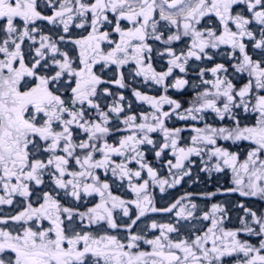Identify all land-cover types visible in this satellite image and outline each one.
<instances>
[{
  "label": "snow or ice",
  "instance_id": "obj_1",
  "mask_svg": "<svg viewBox=\"0 0 264 264\" xmlns=\"http://www.w3.org/2000/svg\"><path fill=\"white\" fill-rule=\"evenodd\" d=\"M51 2V0H50ZM242 0H93L86 3L84 0H76L75 5L71 0H63L58 10L54 11L51 16H43L37 10V0H0V19L6 20V33L8 39L0 44V53L4 58L0 59V187L3 188L4 195H0V205L12 204L14 194L24 197L30 195L29 182L34 181L36 185L43 183L42 172L49 166L55 168V184L60 189L68 190L71 188L70 195L76 199L80 198L83 191L91 195L97 193L100 196V203L93 208L88 209L86 213H75L72 208L63 207L59 201L50 193H44L43 203L38 207H33L31 203L17 215L9 219L14 222H21L22 228L19 231H8L0 228V257L5 253L11 252L13 257L7 259L0 258V264H85V259L89 255L96 259V264H218L224 256L233 254H243L242 264H264V239L260 241L259 247H256L246 241L239 240L238 231H224L219 227V221L213 219L212 226L201 235H195L191 239H181L173 241L169 239L168 234L176 232L177 229L171 224L158 225L153 222V229L161 230L160 236L145 243L151 245V251H134L138 249V242L143 239L138 235H131L127 244L121 242L117 237L103 235L98 238L93 237L90 233H75L71 236L65 233L62 226L64 220L62 215L71 220L73 215H79L81 220L87 217L88 222L107 221L111 228H116L117 224L113 218V211L117 208L123 209L124 215H128V208L125 206L128 202L113 196L108 183H100L99 177L93 174V169H107L112 164L111 156L113 154L124 155L127 152L134 153L131 158L142 159V153L138 151V146L144 143L152 144L149 133L160 129L164 133L165 143L161 152L171 147L177 155L175 164L168 162L170 169L182 168L183 161L189 155L200 153L197 147L178 148V136L181 129L169 130L164 127V118L169 115L168 112H162V105L167 103L174 105L175 109L180 108V104L166 96L158 100L154 97L142 95L136 92L135 95L143 101H147L160 114L153 113L151 117L144 115L143 123L136 124V116L128 117L124 123L129 125L132 135L124 137L119 141V147L111 146L106 141L102 147H96V141L105 136L109 129L108 114L100 112L102 119L99 122L89 121L85 118L83 105L99 110V104L94 103L93 97L96 96L97 86L102 83L100 77L93 72V66L99 61L116 63L123 65L129 59L134 60L139 67V72L146 78L153 79L157 84H162L165 78L173 71V67L180 68L184 71L183 59L200 58V54L205 52L208 47L217 48L221 44L230 45L235 52L237 49L242 54L240 63L236 66L240 72L247 71L250 77L244 87L236 90L231 81L217 78L212 83L214 91H205L201 94L202 102L199 107L193 106L187 109L191 115L193 112H202L204 109H212L224 118V114H230L232 107L242 106L245 111L249 110L259 113V119L255 126L240 127L239 121L236 120L234 129L212 128L195 129L197 135L192 137L195 145L199 142H206L210 145H216L217 136L225 140H248L253 142L256 147L248 153L247 159L238 163V156L230 153L225 149L214 147L211 155L222 158L224 165L230 166L236 172V180L239 190L244 196H264V95H253L254 88L257 91H264V65L261 61H254L246 51L244 39H255V34L249 30V25L255 21L261 25L259 40H256L255 47L264 49V0H243L247 4V9L251 13V18L242 14H233V6L241 3ZM91 13V31L81 39L75 41L79 46L80 63L82 67L76 70L72 67V62L68 54L62 53V60H53V64L59 69L52 76L39 75L37 69L41 66V61L45 59L46 52L58 53L57 44L52 42L50 37H40V47L36 48V58L29 67L25 64L24 56L21 51V44L25 38L35 40L33 33L37 29H29L30 24L43 19L52 23L57 21L63 25V31L67 33L69 26L75 16L80 17L81 23L78 27L83 28L88 23L87 17ZM108 13L117 15L115 32L119 33L120 40L115 43L111 51L105 53L101 48L104 41H108L109 33L100 31V27L108 21ZM159 19H156V16ZM214 14L219 18L223 25V32L217 35L211 29L200 31L196 27L201 18ZM20 18L24 27L18 30L14 21ZM119 20H127L131 27L126 30L120 27ZM160 21L175 26L177 32L168 36V41H178L181 34L191 37V47L187 53L176 55L172 49H168V54L173 57L170 61V67L167 72L155 73L151 64L144 66V54L150 53L151 48L147 45L146 39L149 32L160 40L161 35L157 34V25ZM229 23L235 25L233 31ZM182 29V32H181ZM15 37V38H13ZM63 40L64 37L59 38ZM19 41V42H17ZM11 43L12 48H9ZM131 53V55H129ZM210 58V57H209ZM18 63V67L16 66ZM215 74L220 71H226L224 66L217 65L211 69ZM76 77L75 87L71 88L72 105L79 104L78 110H72L65 105V101L60 95L55 94L50 88L51 83L57 82L65 74ZM25 77H34L38 83L34 87L21 89V81ZM122 77L116 83L123 86ZM187 81L177 80V88L186 84ZM107 92V89H105ZM213 97L209 99L208 97ZM220 97L225 98L222 108L217 106V100ZM120 99H123L121 97ZM239 99V104L236 103ZM254 100V103H253ZM112 112L119 113L122 108L114 106L110 109ZM43 114L45 119L38 122L37 116ZM67 115V119H65ZM184 118L183 116L181 117ZM195 119V116H192ZM234 118V117H233ZM151 119L154 123H149ZM59 122L60 131H56L53 125ZM73 125L78 126L88 133V140L79 144H74L72 139L71 128ZM137 132H142V136H137ZM39 138L48 142V152L53 153L47 162L39 159H31L29 151L30 145L35 148V140ZM63 147L61 148V143ZM86 151L83 157L74 156L75 150ZM63 151L65 155H55L57 150ZM100 151L103 159L94 160L93 153ZM160 152H157V156ZM74 158L80 171L68 172L67 166L69 159ZM141 169H147L149 176L163 186L168 183L167 180H157V173L146 163L140 164ZM217 170L220 164L216 165ZM239 168V171H237ZM113 175L119 173L121 178L127 177L129 187L136 193L137 200L132 204L139 209L138 220L146 212L158 211L151 207V200L147 195L143 196L148 187V181L143 184L133 186L131 180L133 176L139 178L141 171L132 173L127 169L125 164H117L112 167ZM243 173V175H241ZM65 175L71 179L65 180ZM247 178V184L245 179ZM91 178L93 183H86ZM15 180V183H13ZM178 183L179 180L174 181ZM247 189L246 191L244 189ZM179 201L177 202V204ZM173 204L171 208L165 211H171L177 207ZM195 208V205H193ZM218 209L213 205V210ZM253 221L259 226V232L253 228L247 227L245 231L255 235L264 236V218H258L254 212L250 213ZM178 217L184 215L182 207L176 213ZM193 213L188 212V216ZM204 219H209L205 213ZM47 220L51 227L42 228L41 223ZM36 222L37 227L34 229L28 225L29 222ZM135 220L132 224H135ZM8 219L0 218V224H7ZM210 245V246H209Z\"/></svg>",
  "mask_w": 264,
  "mask_h": 264
},
{
  "label": "rangeland",
  "instance_id": "obj_2",
  "mask_svg": "<svg viewBox=\"0 0 264 264\" xmlns=\"http://www.w3.org/2000/svg\"><path fill=\"white\" fill-rule=\"evenodd\" d=\"M241 14L240 11H235L233 12V14ZM213 15V16H212ZM248 18H251V13L249 14H242ZM156 19H159V16L157 14ZM255 22V21H253ZM221 21L219 20L218 17H216L214 14H209L203 18H201L200 22L198 25H196V27L198 28V30L200 31H206L208 29H211L212 31H214L217 35H220L223 32V27ZM261 25H259L258 23L255 22V24L253 25H249V30L252 31L255 34V39H257L260 36V31H261ZM37 29V31L35 33H33V35L35 36V40H30L31 43H35L36 41L40 40V37L46 36L45 34L41 33L38 34L39 32V28H35ZM41 30V28H40ZM48 31V30H47ZM177 32V29L175 26H172L170 24H168L165 21H160V23L157 25V34L161 35V39L157 40L155 39V37L152 35V41L150 44H148V46L151 48V50L154 53V56L156 59H154V68L157 69V73H164L167 72L168 68L171 66L170 65V61L173 59V57L171 55L168 54V49H172L173 52H175L176 55H180L181 53H187V51L189 50V48L191 47V37L190 36H184L181 34V39L178 41H168V36L173 35ZM182 32V29H181ZM249 39V38H248ZM259 39V38H258ZM251 41V42H250ZM248 42V41H247ZM255 42L256 40L253 41V39L249 40V44L251 45L250 51H247V53L254 58L257 61H261L262 65H264V51L261 50L260 48H256L255 47ZM32 46V45H31ZM62 47V43H60V48ZM230 45H222L217 47V48H211L208 47L205 49L204 53L200 54V58L197 59L196 57H190L187 58L186 62L182 59L181 63L184 64V71H181L180 68L178 67H173V71L170 75H168L164 82L162 84H157L153 79L146 78L143 74H141L139 72V69L137 68V70L135 71V67L133 65H129L127 67V69L124 71L123 74V78L130 80V79H134L136 82L133 83L140 86L138 87V89L142 90L140 91V93L142 95H146V96H150V97H154L157 100L160 97L166 96L167 98L174 100L176 102H178L180 104V108L179 109H175L174 105H172V113L168 112L169 109H166V104L162 105L161 111L162 112H168L169 116H174L173 118V122H176L175 126L174 125H168L166 124V117L164 118V127L169 129V130H174V129H181L179 136H178V148H188V147H197L200 149V155H203L202 159H205V161L207 162L205 165H202V169L210 176V177H214L219 179L221 177V172L223 170H226L225 173H227L229 170H232L233 174L232 177L233 178V185L232 187H234L235 189L238 188L237 184L235 183L236 180V172L233 171V169L230 166L224 165L222 162V158L217 157V156H213L211 155L213 148L214 147H219L222 149L227 150L230 153H235L238 156V163H242L247 159L248 153L250 151H252L256 145L248 140H225L220 136H217L216 140L217 143L216 145H210L207 144L206 142H197L195 145L192 142V137L197 135L195 129L199 128V129H205L208 126H211L212 128H228V129H234L236 127V123L235 121L238 120L240 127H252L255 126L256 124V118L258 116L259 119V113L258 112H254L251 111V104H249V110L245 111L244 108L242 106L240 107H232L231 113L230 114H224V119L220 118V115L218 113H216L214 110H206L204 109L202 112H193L191 115H189L187 113V109L192 108L193 106L199 107V104L202 102V98H201V94H203L205 91H214V89L212 88V83L215 82V80L217 78L220 79H227L229 80L226 76L225 73L223 71L217 72V73H213L211 71V69L215 68L217 65H223L224 69H229V67H232L230 70L228 71H233L234 73H238L240 74L239 76H235V78H231L229 81L232 82V84L234 85L236 90H239L240 88L244 87V85L246 83H248V81L250 79L254 80V77H249V74L247 71L244 72H239L237 70V65L240 63L239 60H241V58H239L240 53H235L233 52V50H231ZM32 49L37 48L36 45L31 47ZM67 49H69L72 52V48L67 45L66 46ZM34 50V52H35ZM51 52V51H50ZM52 53V52H51ZM65 53V52H62ZM61 53V54H62ZM60 54V56H56L54 57L55 60H62L63 57ZM68 54V53H67ZM210 57V58H209ZM233 57V59H232ZM34 58V57H33ZM145 58V57H144ZM35 60V58H34ZM233 60V61H232ZM34 62V61H33ZM51 62L53 63V61H50V58H48L45 61H41V68L44 71L45 70V66L47 68H49L53 73V75L55 74L56 71H58L59 69L57 68V66L54 64L55 67H50ZM72 62V61H71ZM134 63H136L134 61ZM228 63V64H226ZM72 66H73V62H72ZM227 71V72H228ZM135 72H137L138 77H135ZM233 74V73H232ZM244 74V76H243ZM114 76H116L115 74H111L106 76V81L104 83H106L105 85H107V79L112 80L115 79ZM236 78L239 79V84H236ZM177 80H184L187 81L186 84H183L181 87L177 88L175 86L176 81ZM72 83L69 84H63L62 87L66 88L67 85H70ZM51 85V84H50ZM132 85V86H133ZM128 87H126L127 89L133 88L132 86H130V84L127 85ZM186 91L191 92L192 98L188 99L186 101H184L183 97L180 98V93H184ZM253 95L259 94V95H264V91H257L255 88L253 90ZM114 95L117 94V91L113 92ZM106 92H103L102 90L99 92L98 96H97V100L103 102L106 101ZM148 94V95H147ZM209 99L213 98V97H208ZM71 98H66L67 101H71ZM218 100H221V103L219 106H223V104L226 102L224 97H220ZM237 104H239V99H237L236 101ZM254 103V100H253ZM128 105V104H127ZM129 105L130 107H127V112L129 113V116H136V118L139 117H143L144 115H147L149 117H151V115L153 113H156L157 115H159L160 113L157 112V110L153 107V105L149 104L150 106H152L153 108H147L146 106L142 105V106H138L140 109L137 110V112H139L138 114H136L135 111V106H137L136 102L133 101V97H129ZM218 105V104H217ZM72 110H78L80 107H76L75 108H71L70 106H67ZM85 108V107H83ZM85 114L87 115L91 110L89 108H85L84 109ZM253 113H256V115H254ZM184 117L183 119L181 117ZM192 116H195L196 118L194 119L193 123H189L186 124L185 122H182L181 120L184 119H193ZM254 116V118H253ZM65 117H67V115H65ZM234 117V118H233ZM68 118V117H67ZM179 118V119H178ZM206 118L209 119H213L214 122H207L204 124H199L198 122L201 120H206ZM38 122H43V117L41 116L38 119ZM144 122V121H143ZM149 123H154L151 119H149L148 121ZM109 125L111 124L112 127H119V124L116 122H108ZM137 124V123H136ZM110 125V126H111ZM129 128V125H128ZM129 132H132V130L129 128ZM131 133H129L130 135ZM149 138L153 141L152 144H147L144 143L141 145L142 150H144V152H146L147 154H155L156 157H154V160H150L153 162H159V164H162L161 158H162V152H161V148L163 146V144L166 142L165 141V137H164V133L162 130L157 129L154 132H151L148 134ZM140 136V135H137ZM117 140H118V136H117ZM39 142V141H38ZM40 143L35 144V148H33V146L29 147V149L33 152L32 153V159H39L41 160L42 157L43 159L47 157V153L45 152H41L37 150V147L39 146ZM232 145L234 148H238V152L236 150H229L228 147H226L227 145ZM232 147V148H233ZM138 150H140V146H138ZM167 150H173L171 147L166 148ZM157 152H160V155L157 156ZM85 154H82L81 157H83ZM125 155L127 157H132L133 155H135L134 153L131 152H127L125 153ZM261 158L264 159V154L261 155ZM124 159H122L121 161H119V158H116L114 155H112L111 157V161L112 164L109 165L107 172H105L106 178L101 180V183H110L111 187H112V191L116 192L117 195H120V192L122 190V187H126L127 190V196H130V189L131 187H129V180L127 177L121 178L119 173H117L116 175H113L112 172V167L115 164H121V162ZM142 160V159H140ZM148 158H144V161L147 162ZM43 161V160H42ZM125 161V160H124ZM131 162H134V159L129 158L127 160V164L131 165ZM125 163V162H124ZM220 164V169L221 170H217L216 165ZM151 168L155 167L154 165L148 164ZM154 170V169H153ZM155 170H158L157 168ZM154 170V171H155ZM130 171L132 173L139 171V169H136V171L130 169ZM145 171L147 172L146 168ZM173 171H175L177 174H182V176L184 174H188L193 172L192 170L188 169L186 170H181L180 169H176L173 168ZM172 171V172H173ZM237 171H239V168H237ZM141 174V176L139 178L133 176L132 180H131V184L133 186L135 185H140L143 184L141 182L142 179L147 178V173ZM241 175H243V173H241ZM166 176V175H165ZM163 176H159L157 177V180L160 178V180H167V178L164 179L161 178ZM194 178H204L205 174L201 173V172H194V174H192L191 179ZM43 179V178H42ZM245 179V184H247V178L244 177ZM175 180V178H174ZM174 180H170L168 183L175 185ZM106 181V182H105ZM56 184L53 183H42L39 186L41 187H37L36 185H31L30 187V194L34 195L36 199L33 202V207H38L39 203L42 202L40 200H43V195L44 193H50L54 196L59 195V196H64V195H60L57 192L56 189ZM158 187L161 191V185L158 183ZM196 187H200V186H196ZM123 188V191H125V189ZM163 191H161V193H164L167 190V186L166 184L163 186ZM190 189V188H189ZM192 190V189H190ZM208 192L207 194H204V192L202 190H198V189H193V191H191V193L189 194L188 191H186V193H188V195H186L185 191L180 192L177 191V197H179L177 200H174L173 204H177V202L179 201V203L177 204L176 208H173L171 211H164L163 212H159V213H155L152 217H148L146 219H142V220H135V224H132V221H128V225H127V230H132L133 232L131 233H127V230H125V225L123 224V222L125 221L123 218L122 213H120L119 211L117 212H113L114 214V218L116 219V224L117 227L114 228L115 229V233H111L108 235L111 236H115L117 237V239H119L121 242L127 244L129 241V237L131 235H138L140 237H142L143 239H141L138 242V249L139 251H151V249H149L148 244L145 243L146 240H151L154 239L157 236H160L161 234V230L159 228L157 229H153L151 227V224L153 222L157 223L158 225H163V224H171L173 226L176 227L177 231L173 232V233H169V239L173 240V241H179L181 239H191L193 238L195 235H201L203 234L204 231H206L209 227L212 226V220L215 219L217 221H219V227L217 229V235H219V231L220 229H223L224 231H238V239L243 241H246L256 247H259L260 241L262 239H264V236L261 235H255L253 233H249L247 231H245L246 226L247 227H251L253 228L256 232H259V226L253 221V218L251 216L250 213L254 212L256 214V216L258 218H264V196L261 195H257V196H244L241 194V191L236 190L235 192V196H227L224 198H219V199H215V200H206L205 202L202 201H197L196 197H202L207 195L208 197L214 198L215 196H220L221 193H216L214 191H212L211 189H206ZM245 191L247 190L246 188L244 189ZM71 192V188H69L68 190H66L64 193L66 196V198H71L70 195ZM136 193H134L133 195L131 194V196H135ZM196 196V197H195ZM240 196L242 198H240ZM183 197H186L187 200L183 203L181 202V200L183 199ZM39 201V202H37ZM170 205V208L171 206ZM193 205H195V208H193ZM213 205H217L218 209L216 211L213 210ZM18 206H22V202L18 203ZM184 208V215L181 217H178L176 215L177 212L180 211L181 208ZM164 208H168L167 205L164 206ZM137 210H139L137 208ZM192 212L193 215L192 216H188V212ZM139 212V211H138ZM133 217L132 218H136L138 216V214L136 213V211L134 210ZM205 213L208 214L209 219H204V215ZM126 221V222H127ZM24 226H31L34 229L38 226L36 222H29L28 225H24ZM42 228H49L51 227V223L47 220H44L41 225ZM65 230H68V234H73L76 230L75 229H79L80 227L77 225L76 222L74 221H69L66 220L64 221L63 225ZM0 228H4L5 230L8 231H19L22 228V223L21 222H14L11 220H8L7 224H0ZM93 237H100L101 236V232L99 231V229L95 228L93 229L92 232ZM210 246V245H209ZM134 251H137L135 249H133ZM89 257V256H88ZM86 257L85 259V264H96V259L93 257L88 258ZM0 258H9L8 254H5L3 257ZM244 260L243 254H233L231 256H224L220 259V261L218 262V264H242ZM101 264H103V261L101 262Z\"/></svg>",
  "mask_w": 264,
  "mask_h": 264
},
{
  "label": "flooded vegetation",
  "instance_id": "obj_3",
  "mask_svg": "<svg viewBox=\"0 0 264 264\" xmlns=\"http://www.w3.org/2000/svg\"><path fill=\"white\" fill-rule=\"evenodd\" d=\"M76 0H71V3L73 5H75ZM84 2L86 3H91L93 2V0H84ZM63 3V0H37V10L39 12H41V14L43 16H51L53 15L54 11L58 10L60 4ZM240 11L241 14H249L250 12L247 9V4L243 2L239 3L238 5H234L233 6V12L235 11ZM213 16V15H212ZM157 17V16H156ZM88 23L85 24V26L83 28L78 27V25L81 23V19L78 16H75L73 21L71 22L70 26H69V31L67 33H65L63 31V25L60 24L58 21L56 23H52L48 20H37L35 21L34 24H30L29 25V29L31 30L32 28H39V32L38 34H45L46 36L50 37L51 41L57 44V47L59 49L58 53H51L50 50H48L46 52V56H45V60H47L48 58H50V61L55 60L54 57L56 56H60V54L62 52H66L68 53V57L70 58V60L73 62V68L76 70H79L80 67H82L81 63H80V57H79V52H80V48L79 46L75 43L76 40L81 39L82 37L86 36L90 31H91V26H90V22H91V13L88 14L87 17ZM16 27L18 30H22L24 27L23 21L20 18H17L14 21ZM117 23V15L114 13H108V21L105 22L101 27H100V31H107L109 33V39L108 41H104L101 44V48L103 49V51L105 53H107L108 51H111L112 48L115 47V43H118L120 40V36L119 33L115 32V26ZM120 23V27L122 29H127L128 27H131V24L127 21V20H119ZM255 24V22L251 23V25ZM223 27V25L221 26ZM229 27L235 31V25L233 23H229ZM41 28V30H40ZM48 30V31H47ZM63 36L64 39L60 40L59 38ZM15 38V37H13ZM259 39L261 38V36L258 37ZM254 39V40H259V39ZM5 39H8V34L6 33V20L5 19H0V44L3 43V41ZM249 40L247 37L244 39V43L246 45V51H250V44H249ZM253 40V41H254ZM152 41V34L151 32H149V36L146 39V43L147 45L150 44ZM248 41V42H247ZM19 42V41H17ZM251 42V41H250ZM60 43H62V47L60 48ZM34 45L38 47H40V40L36 41L35 43H31L30 39L25 38L23 43L21 44V51L23 53L24 56V61L25 64L28 65L29 67L31 66V64L34 61V58H36V53L34 52L35 48L32 49L31 47ZM69 45L72 48V52L66 48V46ZM225 45V44H222ZM221 46V45H220ZM9 48H12L11 43L9 44ZM231 50H233L231 48V46L229 47ZM264 49L260 48V51ZM235 53H240L239 50L237 49L235 51ZM241 54V53H240ZM129 55H131V53H129ZM249 55V54H248ZM34 57V58H33ZM144 66L146 67L148 64H151L152 68L154 67L155 63H154V53L151 50L150 53L145 52L144 54ZM4 56L2 53H0V59H3ZM239 58H242V55L239 56ZM233 59V57H232ZM254 61L255 57L252 58ZM233 61V60H232ZM241 60H239L240 62ZM228 64V63H226ZM129 65H133L135 67V71L137 70V68L139 69L140 66H138L136 63H134V60L129 59L127 63L123 64V65H118L116 63H110V62H105V61H99L98 63H96L93 66V72L95 73V75H97L98 77H100L102 83H100L97 86V90H96V96L93 97V101L96 104H99V110L89 106L87 103H85L83 105V107L85 108H89L91 111L86 115L85 114V118L89 121H95V122H99L102 117L100 116V112H104L108 114V122H116L119 124V127H112V125L110 126L109 123H107V127L109 129V132L101 137L100 139H98L96 141V147L100 148L102 147L103 143L106 141L109 145L111 146H115V147H119V141L122 140L124 137L129 136V133H131L130 135H132V132H129V128L128 125L124 123V121L130 117L129 113L127 112V107H130L129 105V97H133V101L136 102L137 106H135V113L138 114L139 112H137V110H139L140 108L138 106H146L147 108H153L152 106L149 105V103L147 101H143L140 100L135 93L136 92H140L142 90L138 89V85L134 84V82H136L134 79H130L128 80L123 78V74L124 71L127 69V67ZM18 67V63L16 65ZM50 67H55L54 64L51 62ZM232 67H229V69H227L226 71H223L225 73V76L229 79L231 78H235V76H239L240 74L238 73H234L233 71H228L230 70ZM155 71V73H157V69L154 68L153 69ZM228 71V72H227ZM37 72L39 75H45V76H52L53 72L47 68L45 66V70L43 71L41 67H39L37 69ZM240 72V71H239ZM233 73V74H232ZM241 73V72H240ZM111 74H115L116 76H114L115 79L109 80L107 79V85H105L106 83H104L106 81V76L111 75ZM242 74V73H241ZM244 76V74H243ZM121 77L122 79V83L123 86L119 85L116 83L117 80H120ZM135 77H138L137 72H135ZM250 77V76H249ZM251 78V77H250ZM229 79V80H230ZM75 80L76 77L74 76H69L67 73L62 76L60 78L59 81L51 83V85H49V88L57 95H60L61 98L65 101V105L66 106H70L71 108H75L81 107L79 104L77 105H72L71 101H67L66 98H71L70 100H72V92H71V88L75 87ZM237 83L240 85V81L239 79L236 78ZM38 83V81L34 78V77H25L24 80L21 81V89L25 90L26 88H31L34 87L35 84ZM69 84L72 83L70 85H67L66 88L62 87L63 84ZM130 84V86H132L133 88L127 89L126 87H128L127 85ZM105 89H107V92L105 91ZM106 92L107 97H106V101H99L97 100V96L99 94L100 91ZM114 91H117V94L114 95ZM143 92V91H142ZM141 92V93H142ZM254 92V91H253ZM143 94V93H142ZM148 95V94H147ZM180 98L183 97L184 101L188 99L192 98L191 92L186 91L184 93H180ZM149 96V95H148ZM121 97H123V99H120ZM150 97V96H149ZM221 103V100H217V106H219ZM128 104V105H127ZM114 106H119L122 108V111L119 113H115L112 112L110 109ZM166 109H169L168 112L172 113V105L170 104H166ZM84 108V109H85ZM208 110H212V109H206ZM174 113V112H173ZM172 113V114H173ZM254 115H256V113H253ZM43 117V120L45 119V117L43 116V114H40L39 116H37V120L40 117ZM174 116H169L166 117V124L168 125H174L176 124V122H173ZM254 118V116H253ZM65 119H67V117H65ZM179 119V118H178ZM224 119V118H223ZM258 120V116L256 118V122ZM182 122H185L186 124L189 123H193L194 119H184L181 120ZM214 122V120L211 118H206V120H201L198 123L199 124H204L207 122ZM135 123L140 124L143 123V119L142 117H139L136 119ZM54 129L56 131H60L61 130V126L59 122H56L53 125ZM72 131V139H73V143L74 144H79L82 141H87L88 140V133H86L85 131H83V129L79 128L76 125H73L71 128ZM137 135L142 136L143 133L142 132H137ZM117 136H118V140H117ZM39 141V142H38ZM40 143L39 146L37 147L38 151L41 152H45L47 153V157L43 159H41V161L43 160L45 163L47 162V160L49 159V157L53 156V153L46 151L45 149L47 148V144L48 142H45L43 140H40L39 138H36L35 140V144ZM142 145V144H141ZM140 146V150H138L139 152H141L142 155V160H140V158L134 159V162H131V165L127 164V160L131 157H127L125 154L124 155H118V154H113L116 158H119V161H121L122 159H124L121 164H125L127 169L130 170H134L136 171V169H139V171H141V174H144L146 171L145 169H141L140 168V164L141 163H146L154 165L155 167H153V169L155 170L156 168L158 170H155V172L157 173V177L159 176H163L164 179L167 178V181L169 182L170 180H179L178 183H174L175 185L169 184L167 183V190L164 193H161L159 187H158V183L156 181H154L147 173V178H144L141 180V182L143 183L145 180L148 181V187L146 189V191L144 193L141 194L140 199H143L144 195H147L149 197V199L151 200V207H155L158 211L156 212H152V211H148L145 213L144 216H141L138 220H142V219H146L148 217H152L155 213H159V212H163V210L165 211L166 208H164L165 205L168 206V208H170V205H172L174 200H177L179 197H177V191L183 192L188 191V193L190 194L191 191H193V189H198V190H202L204 192V194H207V188L211 189L212 191L216 192V193H221L220 196H215L214 198L208 197L207 195L202 196V197H196L197 201H206V200H215V199H219V198H224L227 196H235V192L233 189H235L234 187H232L233 185V178L232 177V170H229L227 173H225L226 170H223L221 172V177L219 179L214 178V177H210L203 169H202V165H205L207 162L205 161V159L203 158V155L200 154H196L193 153L191 155L188 156L187 159H185L183 161L182 164V168L181 170H192L193 172L188 173V174H184L182 176V174L176 175L177 173L175 171H173V168L170 169L168 162L171 161L172 164L176 163L177 160V155L174 153L173 150H167L164 149L162 151V164H159V162H153L150 160H154V157H156L155 154H147L146 152H144V150H142ZM31 147V145H30ZM63 147V142L61 143V148ZM226 147H228L229 150L233 149L236 150L238 152V148H234L232 145H227ZM233 147V148H232ZM139 149V148H138ZM30 154H31V159H32V151L29 149ZM82 154L86 155V151L84 150H80L79 148H77L74 152V156H80ZM55 155H65V153H63V151L61 150H57V152L55 153ZM112 157V156H111ZM144 158H148L147 162L144 161ZM93 159L94 160H100L103 159V154L100 151H96L93 153ZM125 162V163H124ZM116 165V164H115ZM113 167V166H111ZM108 169V168H107ZM147 170V169H146ZM55 168L53 166H49L48 168H46L45 170H43L42 172V178H43V183H53L55 184L54 180H55ZM67 171L68 172H73V171H80V167L79 165L76 164L75 159L74 158H70L69 159V164L67 166ZM173 171V172H172ZM105 172H107V170H105V168H97V169H93V174L97 177H99V182L101 183V180L106 178ZM194 172H201L205 174L204 178H194L190 180L192 174H194ZM166 175V176H165ZM161 177V178H163ZM65 180L71 179L70 176L65 175L64 177ZM160 180V178L158 179ZM86 183H93L91 178H88L86 181H84ZM106 182V181H105ZM13 183H15V180H13ZM36 185L34 181L29 182V189L31 187V185ZM110 186V191L112 193L113 196H117L120 199L128 202L125 206L128 208V215H124L123 209L121 208H117L115 209L113 212H117L119 211L120 213H122L123 218H124V222L123 224L126 226L125 230H127V225H128V221H133V220H137L136 218H132L134 213V210L136 211V213L139 215V210H137V207L135 206V204H132L131 202L134 200H137V195L135 194V196H131V194L133 195L134 192L132 191V189H130V196H127V188L122 187V190L120 192V195H117L116 192L112 191V187L110 185V183H108ZM37 187H41L39 185H36ZM56 189L58 194L60 195H64V196H59L56 195L55 198L59 201V203L63 206V207H68V208H72L74 210L75 213H86L88 211V209L93 208L96 204L100 203V196L97 193H92L91 195L84 193L83 191H81L80 193V198L76 199L74 197L71 196V198H67L64 199L68 196L65 195V189H60L57 185ZM196 186H200V187H196ZM123 188L125 189V191H123ZM192 190H190V189ZM30 192V190H29ZM188 193H186V195H188ZM4 191L3 188L0 187V195H4ZM35 196L34 195H29L28 197H24L17 194H14L12 197L13 203L8 205V204H2L0 205V218L2 219H8L17 215L19 212L23 211L27 204L31 203L33 204V202L36 200L34 199ZM240 198H242L240 196ZM187 200L186 197H183V199L181 200V202H185ZM42 202H40L39 204L43 203V200H40ZM22 202V206L20 208V206H18V203ZM39 202V201H37ZM167 208V209H168ZM113 218H114V214H113ZM62 219L64 221L68 220L66 218V214L62 215ZM115 222L116 219L114 218ZM69 221H74L77 223V225L80 227L79 229H75L76 231L73 233H80V234H84V233H90L92 235L93 229L97 228L99 229V231L101 232V236L103 235H108L111 233H115V229L111 228L108 224L107 221H100V222H93V223H89L87 217H85L83 220H81L79 215H73L71 220ZM127 221V222H126ZM133 232L132 230H127V233H131ZM65 233L69 236H71V234H68V230H65ZM72 234V235H73ZM93 236V235H92ZM149 249H151V245H148ZM137 250V249H135ZM8 254V257H13L14 254L11 253L10 251L5 253ZM4 254V255H5ZM92 257L91 255H89L88 258ZM94 258V257H93ZM102 262V261H101ZM100 262V264H101Z\"/></svg>",
  "mask_w": 264,
  "mask_h": 264
}]
</instances>
